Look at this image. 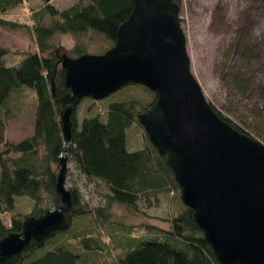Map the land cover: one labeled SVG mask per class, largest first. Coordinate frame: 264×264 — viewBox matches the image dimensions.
<instances>
[{
  "label": "trees",
  "instance_id": "obj_1",
  "mask_svg": "<svg viewBox=\"0 0 264 264\" xmlns=\"http://www.w3.org/2000/svg\"><path fill=\"white\" fill-rule=\"evenodd\" d=\"M175 1L178 5L182 2ZM23 2L0 0V27L16 30L24 26L6 18L18 11ZM132 8L133 0H75L71 6L58 10L52 0H39L29 10L32 23L29 29L35 48L18 65L6 66L3 58L8 55V50L0 47V214L13 211L17 197H29L34 204L25 217L21 218L19 214L12 216L9 228L0 218V240L11 232L19 233L27 217H38L60 205L55 167L59 165L64 146L60 116L70 105L71 92L64 84V70L57 69L54 37L72 36L76 41L72 52L79 56L86 54L83 39L89 33L104 37L112 47L118 26L127 19ZM242 50L241 57L247 59L246 49L243 47ZM53 76L55 91L52 94ZM233 81L235 89L244 90L243 84L235 78ZM22 88L33 91L37 98L31 107L34 111L33 135L15 144L6 141L4 133L8 122L24 110L22 107L17 109V101L15 103L16 97L22 95ZM154 100L145 105L140 100L128 98L104 107L100 101L88 98L90 105L80 121L78 110L83 100L72 109L71 137L65 145V154L70 156L85 178L104 187L106 205L91 207L82 201L77 188H70L72 205L65 213L67 229L51 234L40 243L32 240L22 253L1 264H76L79 256L64 247L45 249L46 241L71 230L76 218L91 216L100 227L108 222L109 208L113 204L139 214L141 201L149 202L161 194L171 193L181 201L179 186L171 169L151 145L137 119ZM209 104L234 129L255 139L245 127ZM134 126L143 130L144 143L140 149L129 151L126 132ZM43 194L53 209L40 208ZM167 222L169 228L166 231L147 226L161 232L163 239L157 236L143 240L118 264H219L203 232L195 224L192 210L184 206ZM99 234L101 231L99 233V228H95L94 232L69 235L68 241H76L94 251L100 247ZM41 250L46 251L40 254Z\"/></svg>",
  "mask_w": 264,
  "mask_h": 264
},
{
  "label": "water",
  "instance_id": "obj_2",
  "mask_svg": "<svg viewBox=\"0 0 264 264\" xmlns=\"http://www.w3.org/2000/svg\"><path fill=\"white\" fill-rule=\"evenodd\" d=\"M180 7L175 0H133L116 40L101 55L59 57L70 105L60 116L63 148L56 190L60 205L27 217L19 233L0 240V264L30 244L67 229L72 205L65 187L71 113L84 98L100 101L128 85L155 95L137 117L171 169L180 200L193 212L219 264H264V144L240 133L206 100L190 71ZM55 76L51 79L52 94Z\"/></svg>",
  "mask_w": 264,
  "mask_h": 264
},
{
  "label": "rangeland",
  "instance_id": "obj_3",
  "mask_svg": "<svg viewBox=\"0 0 264 264\" xmlns=\"http://www.w3.org/2000/svg\"><path fill=\"white\" fill-rule=\"evenodd\" d=\"M52 2L58 10H63L74 4L75 0ZM38 3L39 0H24L18 11L6 17L23 24V27L16 30L0 27V47L8 50V55L3 58L6 66L18 65L35 48L29 29L32 26L29 10ZM179 7L190 71L206 100L264 144V0H182ZM83 40L85 53L90 55H101L111 48L110 42L94 33L87 34ZM75 43L70 35L54 37L58 70L62 69L59 57L79 56L72 52ZM240 45L246 49L247 59L241 57L243 50L239 48ZM233 78L243 84V91L234 88ZM20 93L22 95L16 97L15 103L17 101V109L22 107L24 110H18L17 117L8 122L4 133L5 140L15 144L33 135L34 111L31 107L37 102L33 91L22 88ZM128 98H135L147 105L154 100V94L142 85H128L100 100V103L106 107L111 102ZM88 105V98H84L79 105V121ZM126 134L128 150L140 149L144 143L143 130L134 126ZM64 155L67 158L65 187L77 188L82 201L91 207L105 206L104 187L85 178L70 156ZM55 170L58 174L59 165ZM42 199L41 209L54 208L50 206L45 194ZM33 206L29 197H17L14 210L0 214L2 223L9 228L12 216L19 214L21 218L25 217ZM183 208L181 201L171 193L153 197L149 202L141 201V214L113 204L109 208L110 218L105 224L99 227L91 216L78 217L71 230L46 241L45 249L64 247L79 256L76 264H118L122 257L143 240L157 236L163 239L161 232L147 226L166 231L169 228L167 219ZM95 228H99L101 235H98L100 247L94 251L76 241H68L69 235L94 232ZM45 251L41 250L40 254Z\"/></svg>",
  "mask_w": 264,
  "mask_h": 264
}]
</instances>
